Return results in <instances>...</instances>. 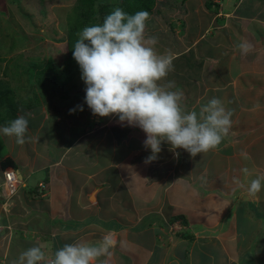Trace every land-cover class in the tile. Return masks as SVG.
Returning a JSON list of instances; mask_svg holds the SVG:
<instances>
[{"label":"crops","instance_id":"0c3cea01","mask_svg":"<svg viewBox=\"0 0 264 264\" xmlns=\"http://www.w3.org/2000/svg\"><path fill=\"white\" fill-rule=\"evenodd\" d=\"M155 5L146 36H157V52L174 57V71L162 83L174 81L183 90L188 110L198 111L213 97L223 100L233 110L229 137L196 157L181 148L176 158L165 142L158 159L146 164L151 149L143 146L146 134L139 127L120 123L116 115H93L87 104L55 118L47 110L53 104H33L28 118L31 123L37 115L40 125L29 126L28 136L39 134L18 146L15 137L5 140L0 132L9 146L0 154V185L5 157L14 159L22 177L16 195L3 202L0 187V264H13L33 246L54 258L65 244L97 243L106 235L117 241L100 258L106 264H264V251L258 252L264 240L256 243L244 227L252 220L249 208L259 205L256 213L264 217V196L255 204L228 178L234 160L238 170H264V0ZM242 40L254 51L242 55L236 48ZM84 92L75 90L78 103ZM43 182L49 187L36 190ZM238 189L242 193L233 200ZM43 213L56 223L40 222ZM195 213L218 216L204 224L191 217Z\"/></svg>","mask_w":264,"mask_h":264},{"label":"clouds","instance_id":"9594fccd","mask_svg":"<svg viewBox=\"0 0 264 264\" xmlns=\"http://www.w3.org/2000/svg\"><path fill=\"white\" fill-rule=\"evenodd\" d=\"M150 18V13L145 10L129 14L123 8L116 7L102 23L87 26L78 33L73 58L80 66L81 79L84 81L82 83L86 85L85 103L93 115H116L120 123L126 122L129 126L142 129L146 134L143 146L151 149V155L145 159L146 164L158 159L162 143L165 142L170 145L169 151L176 158L179 157L176 149L181 148L192 157L217 150L232 130L233 110L227 108L224 101L217 97L211 98L198 111L188 110L183 90L174 81L162 83L174 71V57L170 53L157 52L154 47L158 43L157 36H146ZM66 42L68 45L67 39ZM236 48L242 55L254 51V45L247 40H242ZM67 55L68 50L63 57L65 61ZM62 64L64 65V61ZM41 100L45 101L43 97ZM31 104L33 105L25 103ZM77 109L83 111V105L70 109V114ZM28 110L29 108L25 111ZM0 132L9 137L14 136L16 143L20 145L31 139L27 136L28 119L24 114L9 121L0 128ZM10 169L17 173L18 190L22 185V177L19 178L16 168L9 166L3 169V181L0 185L2 202L18 192H5L6 172ZM242 172L245 177H251L249 182L245 184L235 178L234 182L258 202L260 193L264 192V174H254L247 167ZM3 205L7 207L5 203ZM116 244L112 235L104 236L97 243L77 241L56 250L54 258L50 260L41 246H33L23 251L13 264H97V261L106 264L100 258L108 255Z\"/></svg>","mask_w":264,"mask_h":264},{"label":"rangeland","instance_id":"374dc122","mask_svg":"<svg viewBox=\"0 0 264 264\" xmlns=\"http://www.w3.org/2000/svg\"><path fill=\"white\" fill-rule=\"evenodd\" d=\"M76 1L77 0H0V80L8 79L11 81L10 84L12 85V90L11 93L6 94V97L12 104H14V106L17 104L23 106L27 102L36 105L43 104L41 99L38 100V98H42L40 93H38V97L35 98V95L32 92V88L35 87L31 86V84L35 83L33 81L36 79V69H42L43 66H46L45 64L48 63L50 59H53L55 64L57 63L58 66L60 64L63 65L62 63L65 61L63 57L66 56L67 52L66 39L68 16L71 13ZM155 6L156 5L154 4L152 12L154 11ZM152 14L153 13L150 14L151 18ZM150 20L147 22V29H149ZM62 36H64V40L62 42L57 41V39ZM61 51L62 53H60ZM81 75L82 74L77 73L72 77L70 84H66V86L64 85L62 88H58L55 84L50 87L49 90L54 93L52 99L53 107H47V110H53V114H55V116H52V118L57 117L56 114L58 113H63L68 109L76 108L77 105H83V109H86V92L82 93L83 100H80L79 103L78 99H76L77 95L75 94V90L82 89L83 91L86 88V86H82V82L84 81L81 79ZM6 76L8 77L6 78ZM76 82H80V86H78V88L71 89L72 84ZM15 83L20 85L23 84L24 87L15 85ZM0 87L6 88L7 86L0 82ZM69 89L71 90L67 92ZM65 93H67V95H65ZM71 94H74L75 97L72 98L70 96ZM67 98L73 100H66ZM10 101H8V107H11ZM0 110L2 113H6V109L2 105H0ZM29 125L30 124H28V128ZM30 132L31 129H29V133ZM29 133H27V136ZM35 134L39 133H32L31 137ZM3 136L5 140L11 139V137L4 134ZM7 143L8 142L4 140L0 141V154L3 156H5L7 151H9ZM18 146L21 145L18 144ZM246 167L248 168V166ZM243 168L245 167L243 166L240 170H238V166H235V160L231 162L228 178L232 183L234 182V178L239 179L241 176L242 178L243 176L245 177L242 172ZM259 169L260 173L264 174V170L261 167ZM250 179L251 177L246 180L244 179L245 184H247ZM36 186L37 183L34 187ZM241 191L242 190L238 189L236 194L234 193L232 199L237 200L236 196L238 197V195L242 193ZM260 195L264 196V192H261ZM244 198H246V196H244ZM240 199L237 201V207L240 206ZM194 200V197H190L188 199V201L192 203ZM241 200L244 199L242 198ZM206 202H204L203 205L204 207L207 206V208H209L208 204L210 205L211 203L208 201ZM242 205L245 206V202H243ZM254 209L256 211L249 208L251 212L249 216L251 217L252 222L249 221L248 218V220L244 221V227H246V230L251 229L253 232L251 233L256 243L259 242L260 244V242L264 240L262 237L264 234V231H262V229H264V217L257 214L261 213L258 211V209H261L259 205H257L256 208L254 207ZM45 213L39 215V218L41 217V219H39L40 222L43 220L51 225H54L56 222L50 217L44 216ZM217 216L218 214L216 213L208 216L203 214L200 217L197 213H195V216L193 214L191 215L192 218H201L204 224L207 221H210L211 218L214 219V217L216 218ZM246 218L247 216H244V219ZM246 223H249V225H246ZM253 224H257V227H254V231L252 230ZM243 250L244 249L241 248V251ZM262 251H264V245H260V247H258V252ZM254 253H257L256 247H254ZM243 254L244 253H241V256ZM255 258H258L257 254L255 255Z\"/></svg>","mask_w":264,"mask_h":264},{"label":"trees","instance_id":"16d2710c","mask_svg":"<svg viewBox=\"0 0 264 264\" xmlns=\"http://www.w3.org/2000/svg\"><path fill=\"white\" fill-rule=\"evenodd\" d=\"M156 1L157 0H77L68 16L67 59L64 61L63 67H60L61 64L58 66L57 63L55 64L53 59H50V61L45 64L46 66H43V68L41 67L42 69H36V79L35 83L32 85L36 88H32L35 98L38 97V93H40L48 106L51 107L54 93L49 90L50 87L55 84L58 88H62V86L70 84L72 77L77 73L82 74L80 66L73 58V50L74 44L78 39V33L82 31L83 28L102 23L103 19L116 7L123 8V10L129 14H134L136 11L140 10L148 11L151 14ZM63 40L64 37L57 39V41ZM7 77L8 76H6V78ZM0 82L7 86L6 88L0 87V105L4 106L6 109V113H2L0 110V127L6 126L9 121L24 114L26 119H28V124H30L29 126H32V129L35 130L34 128H37L40 125V117L36 119V115V117L32 118V122L30 123V120L26 115L27 111L25 112V110L30 108L32 104L23 105L22 107L20 104L14 106V104H12L6 97V94L11 93L12 90V85L10 84L11 81L8 79H1ZM78 86H80V82L72 84L71 89L78 88ZM40 99L41 98H38V100ZM8 101H10L11 107L7 106ZM0 137H2L1 134ZM1 166L3 169L9 166L16 168V162L11 156H8L1 160ZM47 187H49L48 183L43 182L42 184L38 183L35 189L42 191L46 190ZM254 203L256 204V201ZM188 236L189 235H187V237Z\"/></svg>","mask_w":264,"mask_h":264},{"label":"built area","instance_id":"2783aa9c","mask_svg":"<svg viewBox=\"0 0 264 264\" xmlns=\"http://www.w3.org/2000/svg\"><path fill=\"white\" fill-rule=\"evenodd\" d=\"M6 187L5 189L6 194H13L18 190L19 180L17 178V173L15 170L10 169L6 172ZM42 184V183H41ZM48 260L52 258H47Z\"/></svg>","mask_w":264,"mask_h":264}]
</instances>
